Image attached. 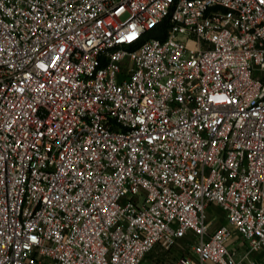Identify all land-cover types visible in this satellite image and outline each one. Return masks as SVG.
I'll list each match as a JSON object with an SVG mask.
<instances>
[{
    "label": "built area",
    "instance_id": "1",
    "mask_svg": "<svg viewBox=\"0 0 264 264\" xmlns=\"http://www.w3.org/2000/svg\"><path fill=\"white\" fill-rule=\"evenodd\" d=\"M184 238L175 264L264 254V0H0V264Z\"/></svg>",
    "mask_w": 264,
    "mask_h": 264
},
{
    "label": "rangeland",
    "instance_id": "2",
    "mask_svg": "<svg viewBox=\"0 0 264 264\" xmlns=\"http://www.w3.org/2000/svg\"><path fill=\"white\" fill-rule=\"evenodd\" d=\"M207 214L211 221V230H215L221 224L227 222L224 212L217 204L210 205ZM192 242L189 238H184L178 244H174L169 248L157 244L147 255L146 262L147 264H175L182 255L191 253ZM240 243L243 245L242 247L238 246ZM232 245L239 256H244L248 251L247 243L237 232L230 240L229 246ZM253 255H258V253Z\"/></svg>",
    "mask_w": 264,
    "mask_h": 264
},
{
    "label": "crops",
    "instance_id": "3",
    "mask_svg": "<svg viewBox=\"0 0 264 264\" xmlns=\"http://www.w3.org/2000/svg\"><path fill=\"white\" fill-rule=\"evenodd\" d=\"M238 246L242 247L243 245L240 243ZM233 247V245L231 246ZM245 251V250H244ZM240 253V252H239ZM255 253L250 254L249 257H247L245 264H249V261L251 259L257 260L260 264H264V254L258 253V255H253Z\"/></svg>",
    "mask_w": 264,
    "mask_h": 264
}]
</instances>
